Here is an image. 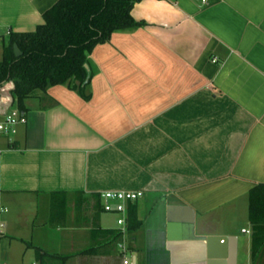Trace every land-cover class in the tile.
<instances>
[{"label":"crops","instance_id":"1","mask_svg":"<svg viewBox=\"0 0 264 264\" xmlns=\"http://www.w3.org/2000/svg\"><path fill=\"white\" fill-rule=\"evenodd\" d=\"M57 1L0 0V40ZM130 15L142 25L87 56V86L35 93L0 138V264H264L248 220L264 183V0H139ZM103 191L142 192L124 227Z\"/></svg>","mask_w":264,"mask_h":264},{"label":"trees","instance_id":"2","mask_svg":"<svg viewBox=\"0 0 264 264\" xmlns=\"http://www.w3.org/2000/svg\"><path fill=\"white\" fill-rule=\"evenodd\" d=\"M139 0H58L43 14L35 31L9 33L1 39L0 87L14 83V105L26 111L24 101L53 86L77 82L83 89L90 72L84 65L92 49L117 31L131 30L130 11ZM14 46L20 52L14 54ZM74 87V86H71ZM248 220L252 228L251 257L264 252V183L248 192Z\"/></svg>","mask_w":264,"mask_h":264},{"label":"built area","instance_id":"3","mask_svg":"<svg viewBox=\"0 0 264 264\" xmlns=\"http://www.w3.org/2000/svg\"><path fill=\"white\" fill-rule=\"evenodd\" d=\"M213 61H215V59ZM13 105L14 102L3 115H0V138H11L16 134L17 128L26 123L24 113L18 111L16 107L11 110ZM141 195L142 192L134 191H103L100 194V197L103 200L102 210L106 213L113 212L121 215V217L117 219V224L124 227L126 203L136 200ZM32 264L37 263L34 262ZM122 264H128L127 259L123 258Z\"/></svg>","mask_w":264,"mask_h":264},{"label":"water","instance_id":"4","mask_svg":"<svg viewBox=\"0 0 264 264\" xmlns=\"http://www.w3.org/2000/svg\"><path fill=\"white\" fill-rule=\"evenodd\" d=\"M14 54L16 57L20 55L18 49L14 46ZM87 68V65H84ZM13 90L14 83L12 81H8L4 85L0 87V115H3L5 111L13 104Z\"/></svg>","mask_w":264,"mask_h":264},{"label":"rangeland","instance_id":"5","mask_svg":"<svg viewBox=\"0 0 264 264\" xmlns=\"http://www.w3.org/2000/svg\"><path fill=\"white\" fill-rule=\"evenodd\" d=\"M1 53V52H0ZM15 108V106L13 105V107L11 108V110H13ZM11 110H10V112H11Z\"/></svg>","mask_w":264,"mask_h":264}]
</instances>
